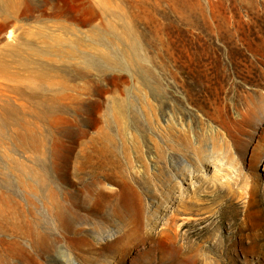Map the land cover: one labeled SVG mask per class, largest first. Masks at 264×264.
I'll return each instance as SVG.
<instances>
[{"label": "rangeland", "instance_id": "374dc122", "mask_svg": "<svg viewBox=\"0 0 264 264\" xmlns=\"http://www.w3.org/2000/svg\"><path fill=\"white\" fill-rule=\"evenodd\" d=\"M135 2L0 0V190L33 226L45 183L79 195L85 230L52 229L46 250L0 211V248L9 264H138L151 236L154 264H264V0ZM97 54L113 64L85 67ZM91 183L112 219L89 212Z\"/></svg>", "mask_w": 264, "mask_h": 264}, {"label": "bare ground", "instance_id": "6f19581e", "mask_svg": "<svg viewBox=\"0 0 264 264\" xmlns=\"http://www.w3.org/2000/svg\"><path fill=\"white\" fill-rule=\"evenodd\" d=\"M146 1L147 0H139L140 6L143 7L146 4ZM136 2H137V0H136ZM139 4H137V5H139ZM137 5H135L134 7L138 8V10H139L140 7ZM132 10H133V8H132ZM109 36H110V34H109ZM117 38H118V36H117ZM126 49H128V51L131 53L132 59L135 57H137V58L139 57V54H138L139 44L136 43L135 39L129 43V46ZM67 53L69 55H72L74 53V48L69 46L67 49ZM84 58L85 59L83 60V63L85 65V67H88V68H92L93 65H99L103 68H106V65L111 66L113 64V62H111L110 59H108L104 54H97L94 56H92V55L88 56L87 55ZM132 59H131V61H132ZM129 61H130V58L124 59L118 63H115V65L120 66V67H125L129 64ZM84 71L85 70L78 68L77 74L79 76H84V75H86ZM37 76L39 78L41 77V75H39V74ZM41 81L44 82L43 80H41ZM41 81H38V83L40 85H42ZM104 124H103V126H105ZM103 126H101V128H103ZM102 130H104V129H102ZM104 131H106V130H104ZM105 139H106V137H105ZM86 144H84V145H86ZM101 144L103 145L104 143L102 142ZM90 157L91 156H89V158ZM79 163H81V162H79ZM81 166H83V165H81ZM3 184H5V183H3ZM9 187H10V185H9ZM82 188H81L82 191H81L80 196L83 200H85V201L92 200L93 201L94 199H96L95 201H93V204L91 206H88L90 208L89 212L95 211L96 213L101 214L103 220L112 219L113 214L108 212L109 205H108L107 200H106V187L101 183H91V184H84V188L83 189ZM42 189L44 192V194H43L44 204L42 207V215H41L42 218L40 219L41 223L39 222V224L43 225L42 226L43 229L40 228L39 224H34V226L32 225L31 218L33 219L34 213L31 212L29 207L28 208L24 207V206H22L23 204H20V203H16V202L13 203L12 200H9L10 195H7L3 191L0 190V211L2 212V215L4 217H7L8 220L6 219V222L8 224L18 225L17 228L19 226L25 225L27 227L25 236H28V238H30V240L33 243L36 242V238L34 236L37 233L40 244L46 250L47 249L49 250L53 246V240L51 239V236H50L52 233L51 232L52 229H54L58 232L59 238H61V239L75 238L78 242L83 241L84 240V234L83 233L85 230L82 227H79L76 225L78 215H76V212L74 211L75 208L73 209V205L75 202V201H73V198H76L79 195L72 196V199L70 201L69 198L67 199L64 196L58 197L55 194V192L52 190L51 186H49L48 183H45L43 185ZM25 200H27V199H25ZM69 201H70V203H69ZM29 206L31 207L32 205H29ZM82 206L83 205H80L79 207L81 208ZM4 220H5V218H4ZM121 220H123V218ZM158 224H159V219H158L157 215L154 214L151 217V225L157 226ZM67 233L75 234V237L69 236V235H67ZM130 236H133V234ZM96 238L104 239L105 237L102 235H98V237H96ZM147 239H148V243L146 244V246L144 248L140 247L142 249L138 250V253H137V256L139 257L138 264H154V260L156 258L155 257L156 245H155V242L152 240L151 236H147ZM142 246H143V244H142ZM20 248L23 250V246L20 245ZM79 248L80 247H78V246L75 247V249H77V250H80ZM10 257H11L10 252H8L7 250H5L3 248L2 249L0 248V264H9V258Z\"/></svg>", "mask_w": 264, "mask_h": 264}]
</instances>
